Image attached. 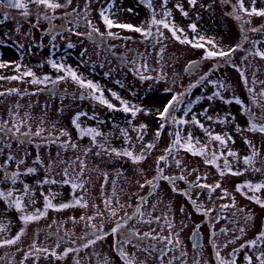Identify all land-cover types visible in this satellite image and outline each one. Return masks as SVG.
I'll return each instance as SVG.
<instances>
[{
	"label": "rangeland",
	"instance_id": "1",
	"mask_svg": "<svg viewBox=\"0 0 264 264\" xmlns=\"http://www.w3.org/2000/svg\"><path fill=\"white\" fill-rule=\"evenodd\" d=\"M55 2L65 6L52 10L41 5L37 13V6L29 3L27 17L19 9L0 6V63L8 65L0 68V77L20 76L29 69L34 73L17 80L0 79V191L14 190L15 198L24 195L25 184L31 190L24 196L23 212L0 199V224L4 225L0 240L14 238L24 229L16 244L0 247V264H126L122 253L134 264H219L216 252L231 259L233 249H239L236 264H248L246 255L258 264L256 256L264 250V243L258 242L253 248L246 242L264 231V207L248 197L255 195L264 201V188L237 191V185L264 183V133L249 130L252 123L264 124V59L252 54L257 49L264 51V30L242 31L260 28L264 16L241 13L248 22L236 19L238 0H196L195 5L189 0H168L166 9L171 16L167 21L183 29L177 32L181 40L186 36L204 44L195 48L176 40L162 26L163 37H159L157 26H152L153 35L147 38L134 30H109L105 26L101 9H106V15L117 24L147 27L152 9L139 0ZM151 3L156 18H163L162 0ZM244 6L250 9L252 0H244ZM254 6L264 9V0H255ZM44 15L49 18L44 19ZM65 16L70 18V28L52 33L48 24ZM192 24L195 31L189 27ZM109 31L114 35H108ZM201 36L204 40L198 41ZM232 48L235 51L228 58H204L206 49ZM49 61L70 66L85 81L96 83L103 98L115 108L93 99L89 89L82 88L65 71L54 69ZM190 62L195 63L187 68ZM61 76L65 79H58ZM33 79L41 82L32 83ZM113 92L142 111L135 117L125 113ZM174 95L178 99L171 115L162 121L159 112ZM236 98L242 103H236ZM77 114L81 128L100 133L95 141L91 136H81L73 124ZM193 116L203 128L192 123ZM172 117L187 123L174 122ZM161 123L165 127L157 138ZM142 124L145 129L140 128ZM177 131L182 143L191 133L197 150L207 146L209 158L216 152V164H207L205 156L184 148L166 152ZM209 132L222 136L226 143L210 140ZM147 144L155 147L148 150L144 147ZM112 149L120 153L129 150L145 158L133 162ZM253 149L257 153L253 164H246L244 158L251 156ZM229 151L236 155H228ZM160 156L166 159L158 161ZM225 160L240 174L228 172ZM28 168L36 171L28 173ZM65 168L73 182L83 183V188L62 183L68 178ZM5 170L9 175L20 173L15 184L5 179ZM221 170L224 176L219 174ZM217 182L220 188L215 190L199 187ZM45 195L57 206L82 197L87 207L49 208L39 219L22 221L21 215L44 211ZM108 200L111 204H106ZM248 216L251 219H246ZM117 225L120 227L113 233ZM193 231L199 235V242L190 239ZM98 236L101 238L96 239ZM89 239L96 242L88 244ZM242 244L246 246L241 248ZM33 245L48 251L37 254ZM67 248L76 251L58 259ZM25 253H30L27 260Z\"/></svg>",
	"mask_w": 264,
	"mask_h": 264
},
{
	"label": "snow or ice",
	"instance_id": "2",
	"mask_svg": "<svg viewBox=\"0 0 264 264\" xmlns=\"http://www.w3.org/2000/svg\"><path fill=\"white\" fill-rule=\"evenodd\" d=\"M142 2L146 3L147 6L152 9V18L149 21V27L147 29L143 28V27H134L131 24H117L113 19H110L108 15H106V9H101L100 11V16L101 19L103 20L105 26L110 30L113 27H118V28H122V29H129V30H134L138 33L143 34L145 37H149L153 35L152 32V26H157L156 27V31L159 35V37H163V32L161 31L159 26H162L164 29H169L172 33L173 38H175L176 40L180 41L181 43H186V44H191L193 47L195 48H203L204 44L200 43V42H193L192 40H189L186 36L184 37V39L181 40L180 36L177 35V32H183V29H177L175 27V25H170V23L167 21V17L171 16V12L170 10L166 9V5L168 0H162V9H164L163 11V18L161 19H157V13L155 11V9L152 8V3L151 0H142ZM29 3L35 4L37 6V13H39V6H44L45 8L48 9H52L55 10L57 8L63 7L65 5H61L58 2H55V0H0V5L4 6L5 8H15V9H19L21 10V15L27 17L30 12H29V8L28 5ZM67 3L70 4L71 0H67ZM189 3L191 5H195L196 4V0H189ZM252 4L253 6L249 9L246 8L244 6V0H238V8L235 9V15H236V19L238 20H242L243 21V17L241 15V13L251 17L253 15L255 16H264V9H257L254 5H255V0H252ZM178 8H180V5H177ZM182 14L187 16V12H184L183 9H180ZM8 18V14L5 13V19ZM40 16H37V19H39ZM44 19H48L49 17L47 15H44L43 17ZM244 23H247L248 21H243ZM89 25L91 26V21L88 22ZM193 31L196 30V25L192 24L189 26ZM264 30V25H262L260 28H251V29H242V31H252V32H257V31H261ZM94 31H99L98 29H94ZM92 33H88V35H91ZM77 35H79V33H77ZM108 35H114L111 31L108 32ZM128 39V38H126ZM245 39H247V37L245 36ZM204 37L201 36L198 38V41H203ZM158 42H160L158 40ZM209 43H212V41H209ZM259 43L254 42V44ZM71 46V45H70ZM239 47V46H237ZM161 51H163V49H161ZM235 49H229L228 51H223V50H215V51H210V50H205V54H204V58L205 59H211L214 57H223V58H228L230 56V54L232 52H234ZM253 55L259 56L262 59H264V51H261L259 49H257L255 52L252 53ZM51 63V66L54 69H57L58 71H65L67 73V75L69 77H71L72 80H74L75 82H77L82 88H87L90 90L89 95H91L93 97V99H97L99 100V102L101 104L106 105L109 109H114L115 106L113 104H111L108 100L104 99L102 96V90L99 88V86L92 82V81H85L84 79H82L75 70H73L70 66L66 67L64 64H57L54 61H49ZM8 65L5 63H0V68H6ZM15 68L17 70V72H19L20 69V65L17 64L15 65ZM243 75V74H242ZM22 76H34V73L29 69L26 70L22 73V75L20 76H11V77H0V79H10V80H17V79H21ZM142 79H145L147 77H141ZM45 80L48 79L47 77L44 78ZM58 79H65L64 76L58 77ZM201 79H204L203 77ZM41 81L39 79H33L32 83H40ZM199 83V81L197 82ZM215 83V82H213ZM262 84H264V82H261ZM190 87H194V85H190ZM10 91H17L16 89H11ZM251 91V89H250ZM100 92L101 95H95V93ZM262 95H264V93H261ZM112 95L120 101V104L122 105V110L125 113H131V115L133 117H135L137 115L138 112L142 111L141 108L137 107V106H129V103L127 101L122 100L116 93H112ZM182 95V94H180ZM215 95L219 96L220 93H216ZM178 97L176 95H174L172 97V99L168 102L167 105H165L164 110L162 112H159V117L161 118L162 121H167L168 118L171 115V111L174 105V102L177 101ZM209 99H212V97H209ZM226 102H230V101H226ZM236 103L240 104L242 103L238 98H236ZM79 115L77 114V117L74 118L73 120V124L76 125L77 129H79L81 136L83 135H88L91 136L92 140L95 141L96 137L100 135L99 132H97L96 129L94 128H87V129H83L80 127L79 123H77L78 119H79ZM174 122H178L180 124H185L187 123V121L185 120H180V121H175V117H172ZM209 119H211V117H209ZM192 123L197 124L199 127L203 128L204 125L200 124V122L196 119L195 116L192 117ZM165 127V123H161L160 125V129L157 130L156 132V137L159 138L160 134H161V130ZM141 129H145L146 125H140ZM239 130V129H238ZM250 131H259L261 133H264V124H260L257 125L256 123H252L251 127L249 129ZM124 134L127 135V132L125 130ZM65 135L67 133H64ZM171 135V134H170ZM210 140H214V141H219L221 143V145L225 144L226 141L224 140V138L220 135H212L210 132L208 133ZM139 139H142V136L138 137ZM229 139H231L229 137ZM182 137L179 131L175 132L174 134V140L172 142V145L169 146L168 149H166V152L171 153L173 151L174 148H184L186 151L191 152L193 155H202L205 156V163L207 164H216V161L219 159V157L217 156L216 152H212L211 157L209 158L206 154H205V150L207 146H202L199 150L196 149L194 143H193V138L191 136V133L188 134L187 139L182 143ZM196 144H199V141L197 140L195 142ZM250 143V142H248ZM72 147H76V145H72ZM101 148H103V145H100ZM146 149L151 150L153 147H155V145L153 144H147L144 146ZM87 151V150H86ZM112 152H116L115 149L111 150ZM99 154V153H98ZM117 155H125V156H129L133 159V162H139L140 160L144 159L145 157L143 155L140 156H134L133 153L129 150H124L122 153L120 152H116ZM220 155H223V153H221ZM228 155L231 156H235L236 153L229 151ZM257 155L255 149H253V153L251 156L245 157V163L246 164H253L254 158ZM9 159H12V157H9ZM166 157L165 156H160L158 158V161H162L165 160ZM77 160H79V157H77ZM20 163H23V161H20ZM75 163V162H73ZM175 163L177 166H180L181 162L179 160H175ZM217 168L219 169V165H216ZM80 167H81V172L83 171V161H80ZM224 168L228 170V172H230L233 175H239V172H233L229 163L227 162V160H225L224 163ZM256 171H260L261 169H255ZM36 169L35 168H28L27 172L28 173H33L35 172ZM162 171V170H161ZM221 176L225 175V172L223 170L220 171L219 173ZM5 179H10L12 181L13 184H15L16 179L19 177L20 173L19 172H12L10 175L9 173L5 170ZM64 175L65 177H68L67 179H64L62 181V183L64 184H69L71 183V186L73 189L80 187L83 188L84 185L83 183L77 184L75 182H73V178L68 176V169L65 168L64 169ZM106 175V174H105ZM183 179V177H181ZM163 179L165 180H169L171 179L170 177H163ZM199 179V178H198ZM46 183H56V181H44ZM146 183L148 184H152L153 181H146ZM144 185H141V187H143ZM199 187H204V188H208V189H212L215 190L216 188H220V183L217 182L215 185H208V184H204V185H199ZM244 187H247L248 189L252 190L253 192L259 191L260 189L264 188V183H258L253 185L251 182H246L244 185H237V191H242V189ZM30 188L29 185L25 184L24 185V195H19L16 196L15 198H13V193L14 190H8L7 192L4 191H0V199H4L6 201L9 202L10 206H14L18 211L23 212L24 209V205H23V199L25 195H28L30 193ZM224 194L227 195V190H224ZM51 195V194H49ZM49 195H45L44 196V211H41L40 209H37L36 212L34 214L31 215H21L20 219L22 221H24L25 223H27L28 221L31 220H36L39 219L42 215L46 214L47 209L49 208H56L57 210H62L65 208H69V207H73L75 205H80L81 207H87V202L83 201L82 197H73V202L71 203H62L57 205H53L51 203V201L49 200ZM251 200H254L256 203L260 204L262 207H264V201H261L257 196L252 195L250 197H248ZM144 198L141 197V200H143ZM83 201V202H82ZM31 203H35L34 200H30ZM193 203H195V201H193ZM106 204H111V201L108 200L106 201ZM222 207L226 208L228 207V205H222ZM197 210L199 209V206H197ZM81 220H84L85 217H81ZM89 220L91 219V217L88 218ZM155 219H160L159 217H155ZM246 219H251L250 216L246 217ZM93 227H95L93 225ZM120 226L117 225L116 228L112 229V232L115 233L117 231V228H119ZM169 228L172 227L171 224L168 225ZM4 230V225L0 224V231ZM239 231L241 233L244 232V228L241 227L239 229ZM24 233V229H21L20 232L17 233V235L14 238L11 239H3L0 240V247L5 246V245H14L16 244L20 239L21 236ZM101 237H97L96 239H100ZM166 239V238H163ZM96 241L93 239H89L88 240V244H94ZM234 241H229L228 243H233ZM264 243V231H261L257 234V237L253 240L247 241L246 245L249 247H253L255 248V246L257 245V243ZM74 243V241H73ZM168 243H172L171 240H168ZM176 243L178 244L179 241L177 240ZM246 245L242 244L240 247L244 248ZM84 247H87V244L83 245ZM225 247H227V244H225ZM33 251L37 254L39 253H47V249H42V248H37L35 245H33ZM76 251V249L73 248H67L65 249L64 253L58 257V259H62L64 256H67L69 252H73ZM239 251V249H233V252L230 254L231 255V259H225L222 258L220 255V252L217 251L216 252V259L219 261V264H236V260H235V256L236 253ZM30 253H25V260L28 259ZM53 256H56V253L53 251L52 252ZM122 255L125 257L126 260V264H134L132 259H129L126 253H122ZM38 258V256H37ZM0 259H3L2 257H0ZM246 261L248 262V264H253V260L251 256H245ZM256 261H258V264H264V250L259 252V255L256 256ZM21 264H24L23 261H21ZM77 264H79V261L77 262ZM105 264H107V261H105Z\"/></svg>",
	"mask_w": 264,
	"mask_h": 264
},
{
	"label": "flooded vegetation",
	"instance_id": "3",
	"mask_svg": "<svg viewBox=\"0 0 264 264\" xmlns=\"http://www.w3.org/2000/svg\"><path fill=\"white\" fill-rule=\"evenodd\" d=\"M139 2H141L140 4L147 5L144 2L142 3V0H139ZM0 6H2V5H0ZM5 12H3V13L5 14ZM65 14H68V12H65ZM149 21H150V18H149ZM69 24H70V18L65 16V17L59 18L57 20L51 21L48 24V26H49V30H51L52 33H54V32L56 33V32L62 31V30L63 31L68 30L70 28ZM148 24H149V22H148ZM148 27H149V25L147 27H145V29H147ZM141 35L143 36V38H147L143 34H141Z\"/></svg>",
	"mask_w": 264,
	"mask_h": 264
},
{
	"label": "water",
	"instance_id": "4",
	"mask_svg": "<svg viewBox=\"0 0 264 264\" xmlns=\"http://www.w3.org/2000/svg\"><path fill=\"white\" fill-rule=\"evenodd\" d=\"M195 62H190V64L187 66V68H189L190 65H194ZM199 235L197 234V232L193 231L191 233V236H190V239L193 241V242H196L199 240Z\"/></svg>",
	"mask_w": 264,
	"mask_h": 264
},
{
	"label": "trees",
	"instance_id": "5",
	"mask_svg": "<svg viewBox=\"0 0 264 264\" xmlns=\"http://www.w3.org/2000/svg\"><path fill=\"white\" fill-rule=\"evenodd\" d=\"M236 48V47H235ZM235 48H232V49H235Z\"/></svg>",
	"mask_w": 264,
	"mask_h": 264
}]
</instances>
